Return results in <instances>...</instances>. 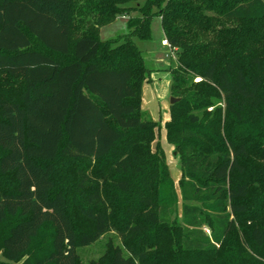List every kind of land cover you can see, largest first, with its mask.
Masks as SVG:
<instances>
[{
	"label": "trees",
	"instance_id": "16d2710c",
	"mask_svg": "<svg viewBox=\"0 0 264 264\" xmlns=\"http://www.w3.org/2000/svg\"><path fill=\"white\" fill-rule=\"evenodd\" d=\"M153 17L179 217L140 106ZM110 231L88 264H264V0H0V264H81Z\"/></svg>",
	"mask_w": 264,
	"mask_h": 264
},
{
	"label": "rangeland",
	"instance_id": "374dc122",
	"mask_svg": "<svg viewBox=\"0 0 264 264\" xmlns=\"http://www.w3.org/2000/svg\"><path fill=\"white\" fill-rule=\"evenodd\" d=\"M127 17L119 15L116 19L103 25L99 31L101 40H108L128 33ZM151 35L149 39L133 38L144 57L146 68L150 73V81L144 82L141 89V110L146 118L157 123L155 141L152 145L161 147L164 152L169 175L174 182L177 195V215L180 216L181 197L178 181L181 176L179 155L173 145L167 142L164 124L169 119L170 109V69L176 65L174 50L164 41L159 17H153L150 24ZM208 233V229H205ZM245 246V243H242ZM122 247L120 238L114 231L103 234L93 244L77 249L81 264L96 262L102 257L108 247ZM250 252V250H249Z\"/></svg>",
	"mask_w": 264,
	"mask_h": 264
},
{
	"label": "water",
	"instance_id": "95a60500",
	"mask_svg": "<svg viewBox=\"0 0 264 264\" xmlns=\"http://www.w3.org/2000/svg\"><path fill=\"white\" fill-rule=\"evenodd\" d=\"M176 101H177V98H174V97L171 96L170 103L172 104V103H174Z\"/></svg>",
	"mask_w": 264,
	"mask_h": 264
},
{
	"label": "crops",
	"instance_id": "0c3cea01",
	"mask_svg": "<svg viewBox=\"0 0 264 264\" xmlns=\"http://www.w3.org/2000/svg\"><path fill=\"white\" fill-rule=\"evenodd\" d=\"M163 41L166 43V41L164 40V36H163ZM167 44V43H166Z\"/></svg>",
	"mask_w": 264,
	"mask_h": 264
}]
</instances>
